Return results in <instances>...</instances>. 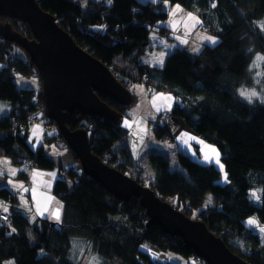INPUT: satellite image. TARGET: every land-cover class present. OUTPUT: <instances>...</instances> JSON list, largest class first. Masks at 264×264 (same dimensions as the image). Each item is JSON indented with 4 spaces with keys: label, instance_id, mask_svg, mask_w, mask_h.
<instances>
[{
    "label": "trees",
    "instance_id": "16d2710c",
    "mask_svg": "<svg viewBox=\"0 0 264 264\" xmlns=\"http://www.w3.org/2000/svg\"><path fill=\"white\" fill-rule=\"evenodd\" d=\"M36 1L125 87L145 73L147 83L177 97L167 112L173 119L183 118L216 146L223 171L182 151L177 153L180 167L174 168L162 152L148 150L145 161L152 174L146 178L128 148L116 147L126 133L120 120L73 110L65 116L67 127L86 129L91 151L103 162L149 187L186 216L203 221L247 263L264 264V232L260 231L264 228V59H258L264 57V0ZM164 2L196 13L201 28L215 36L217 43L204 45L198 52L175 47L157 69L140 60L152 33L175 40L164 24L168 18ZM9 22L32 38L30 27L28 34L23 33L20 20ZM9 45L16 44L0 36V101L9 104V111L0 115V156L14 165L58 168L60 177L52 192L62 208L58 220L33 218L13 207L15 194L0 187V199L12 205L10 212L0 213V264L9 260L14 264H173L154 260L150 251L173 252L186 264H205L191 262L196 254L180 237L164 232L156 223L148 224L137 197L119 200L85 174L56 126L46 135V143L31 146L29 124L45 109L43 94L17 87L15 75H27L35 66L26 52L27 59L12 55ZM241 91L257 95L249 102ZM104 100L123 117L133 102L124 106ZM163 116L153 122V132L165 140L170 130ZM42 117L46 125L55 124L45 114ZM52 141L68 158L72 156L71 164L61 165L46 150L49 142L56 145ZM25 177L23 172L17 174V178ZM247 218H254L259 226L249 227L244 222Z\"/></svg>",
    "mask_w": 264,
    "mask_h": 264
},
{
    "label": "water",
    "instance_id": "95a60500",
    "mask_svg": "<svg viewBox=\"0 0 264 264\" xmlns=\"http://www.w3.org/2000/svg\"><path fill=\"white\" fill-rule=\"evenodd\" d=\"M1 16L6 20L0 21V36L20 46L39 71L45 115L56 124L84 173L119 200L137 197L149 218L148 224L156 223L164 232L180 237L205 264H249L209 231L203 221L186 216L149 187L103 162L91 151L86 129L71 130L65 124L66 114L73 110L119 121L123 114L104 99L128 105L133 99L129 88L99 59L77 45L54 15L44 11L36 0H0ZM10 19L28 24L32 38L13 28Z\"/></svg>",
    "mask_w": 264,
    "mask_h": 264
},
{
    "label": "crops",
    "instance_id": "0c3cea01",
    "mask_svg": "<svg viewBox=\"0 0 264 264\" xmlns=\"http://www.w3.org/2000/svg\"><path fill=\"white\" fill-rule=\"evenodd\" d=\"M195 17L201 22L199 17ZM164 24L169 28L173 27L171 23L165 22ZM194 25L195 22L192 21L191 26L193 27ZM176 27L178 26L174 28ZM187 35H189V38L192 37L190 32ZM196 37H213L215 38V43L208 39H202L200 42H189L185 45L177 42L175 37H173L175 40L172 42L168 41L170 45L165 47L163 46L165 44L163 39H158L157 41L153 39L152 42H155L151 45L153 48L150 51V57L142 56L141 63L151 68L160 69L163 64L159 63V60L162 59L164 61L165 56L175 47H186L193 52H198L204 45H215L217 43V38L212 34L199 33ZM159 47L164 51L156 54L155 52L160 49ZM128 88L133 95V102L128 108L126 116L120 119V125L125 128L126 133L116 144V147L120 145L126 146L134 165L142 167L145 173L149 171L150 177L152 172L145 161V154L148 150L162 152L170 158L174 168L180 167L177 153L182 151L193 159L204 164H213L223 171V167L221 168V156L216 146L195 133L183 118L176 117L174 119L177 131L172 141L158 139L155 136L153 122L173 107L178 99L177 97L165 89L154 87L151 89L149 85L139 80L130 84ZM160 94H163L164 97H170V99H156ZM42 124L43 121L41 120L32 121L29 124L28 139L30 143L34 142V146L43 144L42 136L46 132H44ZM51 151L50 154L60 161L61 165L66 166L72 163L58 147L54 146ZM19 172H23L26 175L24 180L17 178ZM59 177L58 168L50 170L39 169L29 163L14 165L8 157L0 156V187H6L9 191L14 192L17 203L13 207L23 210L33 218H49L50 220H58L57 216L60 218L62 206L52 192L53 185ZM11 208L12 205L8 201L0 199V213L5 215L10 212ZM10 262L14 264L11 260L5 261L3 264H10Z\"/></svg>",
    "mask_w": 264,
    "mask_h": 264
},
{
    "label": "rangeland",
    "instance_id": "374dc122",
    "mask_svg": "<svg viewBox=\"0 0 264 264\" xmlns=\"http://www.w3.org/2000/svg\"><path fill=\"white\" fill-rule=\"evenodd\" d=\"M162 7L164 9H166V11H168V18H167V20L165 22L171 23L173 25V27H170V29H171L170 33H171V36L175 37L177 42H179L181 44H185V45H187L189 42H193V43L200 42V41H202V38H197L196 37L197 35H199V33H201V34H210L208 31H206L203 28L199 27V23H196V20H197V18L195 17V16H197L196 13H193L191 11L185 10L181 6H179L177 8V5H170V3H168V2H164ZM189 13H191L192 17H195V19L189 18ZM5 19L6 18H3L1 21H5ZM192 21L195 22V25L193 27L191 26V22ZM175 26H178V27L174 28ZM28 27H29L28 24L22 22L21 29H23L22 30L23 33L28 34ZM188 32H190L192 34L191 38H189V35H187ZM29 34H30V31H29ZM154 35H156V36H154ZM153 39L156 40V41L158 39H163L165 41V44L163 46H165V47L167 45H170V44H168L169 42H172V41L167 40L165 38V36H161L159 34L152 33L151 36H150L149 44L145 48V55L148 56V57H150V54H151L150 51L153 48V46H151V45L155 42V41L152 42ZM8 48H9V51H10V53L12 55H17V56L18 55H23L27 59L25 51L21 47H19L17 44L15 46L14 45H9ZM159 48H160L159 50H156V52H155L156 54H160V53H162L164 51L161 47H159ZM14 79H15V82L17 84V87L33 89V91L36 94H40V93L42 94L41 77H40L39 71L36 68H32L27 73V75L26 74H22V73H17L15 75ZM145 84L148 85L149 83L148 84L145 83ZM149 85H151V84H149ZM150 88L152 89L153 86L151 85ZM8 111H9V104L7 102H5V101H0V115L4 114V113H7ZM42 114L43 115L45 114V109L42 112ZM42 114L39 116L40 118H35L34 117V119L31 120V123H32V121H36V122L39 121V120L43 121L42 128H43L44 132H46L42 136V141H43V144H44V143H46V142H44L45 138L47 137L46 135L52 133L57 128V126H56V124L46 125L45 121H47V120L44 119V117H42ZM55 126H56V128H55ZM52 142H55V141H52ZM30 144H31L32 147H34V142H32ZM55 144L56 145H52L49 142L48 144H46V150L49 153H51L52 152L51 149L54 146H58V147L60 146V145H57V142H55ZM47 145H50V146H47ZM70 157H72V156H69V158ZM70 160H72V159L70 158ZM149 174H150L149 171H146L145 177L148 178ZM195 214L196 213L194 212L192 214V216L196 217ZM249 219H254V218H247L244 221L246 225H248L249 227H252V226H257L258 227L259 226L258 222L255 219H254L256 221L255 224H249L248 223ZM143 249H145V247H143ZM150 253H151L152 258L154 260H156V261L169 262V263H173V264H186L183 257H181L180 255L175 254L173 252H169V251H167V252L166 251H150ZM191 262H195V260L191 261Z\"/></svg>",
    "mask_w": 264,
    "mask_h": 264
},
{
    "label": "snow or ice",
    "instance_id": "6c2138e0",
    "mask_svg": "<svg viewBox=\"0 0 264 264\" xmlns=\"http://www.w3.org/2000/svg\"><path fill=\"white\" fill-rule=\"evenodd\" d=\"M178 7H179V6L177 5V8H178ZM213 7H215V4H213ZM189 18H191V19H195V17H192V14H191V13H189ZM196 23H200V21H199V20H196ZM202 39H208V40H211L212 43H215V38H213V37H202ZM185 42H186V41H185ZM258 59H264V57H258ZM159 63L163 64V60L160 59V60H159ZM240 94H241L242 96H245V97L249 100V102H251V98H252L253 96H256V95H257V93H256L255 91H253V92H251V93H249V92H247V91H241ZM156 99H170V97H164L163 94H160L159 96L156 97ZM262 102H264V101H262ZM157 110H159V109H157ZM213 151H215V150L213 149ZM217 162H219V161H217ZM222 167H223V165H221V168H222ZM57 219H59L58 216H57ZM248 223H249V224H255L256 221H255L254 219H249V220H248ZM260 231H261V232H264V228H261ZM10 264H11V262H10Z\"/></svg>",
    "mask_w": 264,
    "mask_h": 264
},
{
    "label": "built area",
    "instance_id": "2783aa9c",
    "mask_svg": "<svg viewBox=\"0 0 264 264\" xmlns=\"http://www.w3.org/2000/svg\"><path fill=\"white\" fill-rule=\"evenodd\" d=\"M199 27H201V25H199ZM142 79H143L144 82H147L149 80L147 74H143L142 75ZM163 118H164L165 121H167V126H168V129L170 130V135H168L165 138V141H170L171 137L173 135H175V133L177 131V127L175 125L174 119L172 118L170 112L164 113ZM63 175H65V173H63ZM194 260L196 262H201V261L204 262L203 259L199 255H195Z\"/></svg>",
    "mask_w": 264,
    "mask_h": 264
},
{
    "label": "bare ground",
    "instance_id": "6f19581e",
    "mask_svg": "<svg viewBox=\"0 0 264 264\" xmlns=\"http://www.w3.org/2000/svg\"><path fill=\"white\" fill-rule=\"evenodd\" d=\"M145 74V73H144ZM139 81H142L143 83H147V82H144L143 81V79H142V77L139 79ZM148 84V83H147ZM149 85V84H148ZM149 86H151V85H149ZM14 193V192H13Z\"/></svg>",
    "mask_w": 264,
    "mask_h": 264
}]
</instances>
